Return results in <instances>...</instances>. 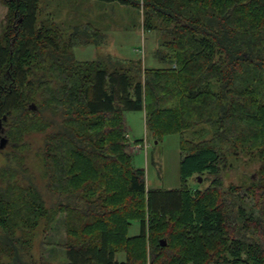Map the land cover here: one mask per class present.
Masks as SVG:
<instances>
[{
	"label": "trees",
	"instance_id": "obj_1",
	"mask_svg": "<svg viewBox=\"0 0 264 264\" xmlns=\"http://www.w3.org/2000/svg\"><path fill=\"white\" fill-rule=\"evenodd\" d=\"M0 1L7 155L26 168L27 137L43 133L47 189L58 197L48 207L17 167L1 170L0 264H40L22 253L61 213L68 264H264V0H98L143 9L144 30L164 38L154 52L163 67L80 61L73 48L97 29L65 38L39 20L41 0ZM131 110L145 111L157 140L180 135L178 188L147 186L129 149ZM201 125L209 138L185 136ZM240 162L253 170L226 183ZM199 176L211 181L204 189L190 186Z\"/></svg>",
	"mask_w": 264,
	"mask_h": 264
},
{
	"label": "rangeland",
	"instance_id": "obj_2",
	"mask_svg": "<svg viewBox=\"0 0 264 264\" xmlns=\"http://www.w3.org/2000/svg\"><path fill=\"white\" fill-rule=\"evenodd\" d=\"M41 10L39 20L43 23L53 20L61 27L65 38L70 36L77 27L87 30V26L90 25L98 30L99 34L91 37L92 42L73 48L76 58L80 61L100 58L107 59V61L141 59L147 67L165 65L154 56L156 48L164 38L159 33L144 30L143 9L98 0H41ZM7 11V6L0 1V36L6 26ZM125 116L126 123L131 128L128 129L131 137H128L129 144L141 143L139 149L135 147H129V149L134 155L135 165L146 170L147 186L151 189L178 188L182 184L180 135L169 134L157 140L147 130L144 110L126 111ZM4 129L5 125L0 124V172L7 166L17 167L21 172L19 180L24 184L35 185L40 190L47 206L53 207L58 197L47 189V175L42 153L44 134L35 132L27 137L31 149L27 153L24 166L26 168H22L17 166L15 160L9 159L8 144L5 148H1V139L5 137ZM210 135L211 130L208 125H201L185 133L188 139L193 140H203L209 138ZM236 165V168L225 173L226 183L237 181V176L243 171L253 170V167H248L244 162ZM200 177L202 181H199ZM210 182V179L204 180L203 176L189 180L192 188L201 189L206 188ZM64 218L65 214H58L48 231L44 230V223L39 226L31 255L22 253L24 259L29 260L33 257V260L40 264H68L66 250L63 246L66 242ZM129 232L130 235L140 232L138 221H133ZM117 257L123 260L124 252H119ZM3 260L9 261L10 258Z\"/></svg>",
	"mask_w": 264,
	"mask_h": 264
},
{
	"label": "water",
	"instance_id": "obj_3",
	"mask_svg": "<svg viewBox=\"0 0 264 264\" xmlns=\"http://www.w3.org/2000/svg\"><path fill=\"white\" fill-rule=\"evenodd\" d=\"M2 123H3V121H2V119H0V124H2ZM6 145H7V138H6V136H5V137H3V138L1 139V148H5ZM199 181H202V178H201V177H200ZM165 244H166V242H164V245H165Z\"/></svg>",
	"mask_w": 264,
	"mask_h": 264
},
{
	"label": "built area",
	"instance_id": "obj_4",
	"mask_svg": "<svg viewBox=\"0 0 264 264\" xmlns=\"http://www.w3.org/2000/svg\"><path fill=\"white\" fill-rule=\"evenodd\" d=\"M127 137H130L129 133L127 134ZM135 143H136V142H135ZM130 146H131V147H135V148H137V149H139V148L141 147L140 145H137V143L134 144V145L130 144Z\"/></svg>",
	"mask_w": 264,
	"mask_h": 264
},
{
	"label": "crops",
	"instance_id": "obj_5",
	"mask_svg": "<svg viewBox=\"0 0 264 264\" xmlns=\"http://www.w3.org/2000/svg\"><path fill=\"white\" fill-rule=\"evenodd\" d=\"M127 127H128V129H131L128 125H127ZM131 138V137H130ZM130 142V141H129ZM137 144H139L140 146H141V143H138V142H136Z\"/></svg>",
	"mask_w": 264,
	"mask_h": 264
}]
</instances>
